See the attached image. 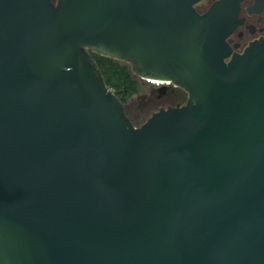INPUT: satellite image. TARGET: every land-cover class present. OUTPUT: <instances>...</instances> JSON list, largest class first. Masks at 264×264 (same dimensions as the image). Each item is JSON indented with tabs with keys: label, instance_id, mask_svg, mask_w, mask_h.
I'll return each instance as SVG.
<instances>
[{
	"label": "water",
	"instance_id": "obj_1",
	"mask_svg": "<svg viewBox=\"0 0 264 264\" xmlns=\"http://www.w3.org/2000/svg\"><path fill=\"white\" fill-rule=\"evenodd\" d=\"M199 1L0 0V264H264V36ZM90 52L185 103L136 126Z\"/></svg>",
	"mask_w": 264,
	"mask_h": 264
},
{
	"label": "flooded vegetation",
	"instance_id": "obj_2",
	"mask_svg": "<svg viewBox=\"0 0 264 264\" xmlns=\"http://www.w3.org/2000/svg\"><path fill=\"white\" fill-rule=\"evenodd\" d=\"M212 1L214 0L208 3V0H201L195 5V8L198 12H203ZM200 4H202V6H200ZM239 6V17H241L243 21L228 36L229 44L235 52H242L251 41L264 36V0H258L257 2L256 0H241ZM152 86L156 91V99L161 100V98H165L166 96L173 97V99L166 101L164 105L159 108L182 105L185 103L180 96L176 95L175 91L179 88L173 86L171 83H155L152 84ZM182 92L185 93L184 91Z\"/></svg>",
	"mask_w": 264,
	"mask_h": 264
},
{
	"label": "trees",
	"instance_id": "obj_3",
	"mask_svg": "<svg viewBox=\"0 0 264 264\" xmlns=\"http://www.w3.org/2000/svg\"><path fill=\"white\" fill-rule=\"evenodd\" d=\"M95 60L107 87L124 104L139 89V77L123 61L90 52Z\"/></svg>",
	"mask_w": 264,
	"mask_h": 264
},
{
	"label": "rangeland",
	"instance_id": "obj_4",
	"mask_svg": "<svg viewBox=\"0 0 264 264\" xmlns=\"http://www.w3.org/2000/svg\"><path fill=\"white\" fill-rule=\"evenodd\" d=\"M210 1L208 0V3ZM152 84L155 83L139 79L138 91L131 95L124 103L126 115L133 124L137 123L136 126L142 124L153 112L162 107L166 101L173 99L171 96H166L165 98H161V100L156 99V91ZM182 91L179 88L175 92L185 102L187 95Z\"/></svg>",
	"mask_w": 264,
	"mask_h": 264
},
{
	"label": "bare ground",
	"instance_id": "obj_5",
	"mask_svg": "<svg viewBox=\"0 0 264 264\" xmlns=\"http://www.w3.org/2000/svg\"><path fill=\"white\" fill-rule=\"evenodd\" d=\"M149 82H152V83H159L158 81H149ZM162 83V82H161ZM169 83V82H168ZM160 84V83H159Z\"/></svg>",
	"mask_w": 264,
	"mask_h": 264
},
{
	"label": "built area",
	"instance_id": "obj_6",
	"mask_svg": "<svg viewBox=\"0 0 264 264\" xmlns=\"http://www.w3.org/2000/svg\"><path fill=\"white\" fill-rule=\"evenodd\" d=\"M109 89V88H108ZM110 90V89H109ZM111 91V90H110Z\"/></svg>",
	"mask_w": 264,
	"mask_h": 264
}]
</instances>
